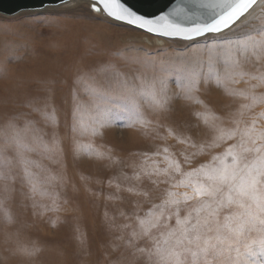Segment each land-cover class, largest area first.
I'll return each instance as SVG.
<instances>
[{
    "label": "rangeland",
    "instance_id": "374dc122",
    "mask_svg": "<svg viewBox=\"0 0 264 264\" xmlns=\"http://www.w3.org/2000/svg\"><path fill=\"white\" fill-rule=\"evenodd\" d=\"M262 19L264 7L231 30L184 40L115 21L93 11L89 0L0 14V171L6 177L0 178V264H151V242L132 235L140 231L136 217L155 211L169 190H191L171 187L180 175L162 183L168 177L148 176L144 170L166 168L168 156L179 161L182 171H191L237 142L209 147L219 128L235 127L232 116L251 103L241 93L257 82L236 75L217 84L209 72L223 68L210 65V48L242 38ZM242 63L249 72L260 67L254 58ZM182 68L202 71L191 92L176 73ZM89 77L116 93L125 79L137 89L155 79L158 99L167 102L161 108L137 95L144 122L126 126L130 113L115 110L93 134V122L104 114L88 90ZM255 93L264 94V86ZM37 109H54V122ZM262 110L264 103H258L244 119ZM10 124L29 129L24 142L34 150L23 156L32 161V179L48 195L33 193L25 164L9 142ZM34 135L42 138L40 143Z\"/></svg>",
    "mask_w": 264,
    "mask_h": 264
},
{
    "label": "snow or ice",
    "instance_id": "6c2138e0",
    "mask_svg": "<svg viewBox=\"0 0 264 264\" xmlns=\"http://www.w3.org/2000/svg\"><path fill=\"white\" fill-rule=\"evenodd\" d=\"M98 2L103 5L106 15L116 21L163 37L194 40L207 34L231 30L237 21L247 22L251 16L250 10L258 0H195L194 11L186 15L191 21L187 24L173 22L167 16L147 18L138 15L122 0ZM92 8L101 12L95 3ZM242 17L244 20H241ZM210 52L213 53L209 58L210 65L216 64L223 68L222 73L219 70L209 72L217 84L233 79L236 75L257 83L251 85L250 91L241 93L251 103L242 105L239 112L232 116L235 127L219 128L218 135L209 147H219L220 143L228 140L237 142L229 145L223 153L214 155L211 163L184 172L179 161L165 156L168 161L166 168L157 166L152 171L144 170L148 176L168 177L162 183L175 180V175H180L182 179L172 183L171 187L191 190L183 193L169 190L161 203L153 206L155 211L150 210L143 218L136 217L140 231H134L132 235L151 242V249L148 250L151 264H264V110L255 113L247 121L244 119L245 111L251 113L258 103H264V94L255 93L256 88L264 86V19L261 26H252L242 38L213 43ZM252 58L260 67H256L254 72L245 71L242 59L247 62ZM176 73L187 81L188 92L198 85L202 76V71L194 68L177 69ZM89 80L93 83L87 85L88 90L100 102L97 107L104 114V119L93 122V134L97 131L96 125L104 127L110 122L107 117L115 110L130 113L132 120L126 126L144 122L135 101L137 95L150 98L161 108L167 102L158 99L155 79L141 89L125 79L121 82L119 93L110 87L97 86L94 77H89ZM160 83L163 84V81ZM122 100L127 102L121 104ZM37 110L46 120L54 122V109L52 113ZM9 127L14 129L9 142L16 145L17 154L25 164V173L32 184L33 193L48 195L47 190L32 179L33 174L28 169L32 161L23 156L24 151L34 150L24 142L23 134L29 129L16 130L14 124ZM41 140L33 136L34 142L40 143ZM44 147L54 151L48 145ZM164 152L167 153L168 149L165 148ZM2 168L3 164H0ZM0 178H6L2 171ZM182 206L186 213L183 216ZM173 217L174 225L171 223ZM252 233H256L254 238ZM233 250L235 257L231 255ZM138 251L143 253L145 249L139 248Z\"/></svg>",
    "mask_w": 264,
    "mask_h": 264
},
{
    "label": "water",
    "instance_id": "95a60500",
    "mask_svg": "<svg viewBox=\"0 0 264 264\" xmlns=\"http://www.w3.org/2000/svg\"><path fill=\"white\" fill-rule=\"evenodd\" d=\"M69 1L71 0H0V14L12 16L23 11L43 10L46 7L57 6ZM93 2L97 7H100L101 11L106 15L102 4H100L98 0H93ZM122 2L138 15H143L147 18L167 16L169 20L173 22L184 24L191 22L186 18V15L195 9V0H122Z\"/></svg>",
    "mask_w": 264,
    "mask_h": 264
},
{
    "label": "bare ground",
    "instance_id": "6f19581e",
    "mask_svg": "<svg viewBox=\"0 0 264 264\" xmlns=\"http://www.w3.org/2000/svg\"><path fill=\"white\" fill-rule=\"evenodd\" d=\"M72 2L74 1V0H71ZM71 1H69V2H71ZM78 1V0H77ZM66 3H68V2H66ZM94 2H93V0H89V4H90V6H91V8H92V4H93ZM63 4H65V3H63ZM60 5H62V4H60ZM59 5V6H60ZM58 6V5H57ZM49 7H52V6H49ZM263 7H264V0H258V2H257V4L256 5H254V7H253V9L252 10H250V12H251V16L254 14V13H256V12H259L260 11V9H263ZM46 8H48V7H46ZM45 8V9H46ZM96 13H101L102 15H104V16H106L102 11L101 12H96ZM251 16H249L248 17V19L249 18H251ZM110 18V17H109ZM241 20H244V18L242 17L241 18ZM119 22V21H118ZM121 23H123V22H121ZM239 23H241V21H237V24H239ZM124 24H126V23H124ZM236 24V25H237ZM129 25V24H128ZM233 26H235V25H233ZM157 36V35H156ZM155 36V37H156ZM205 50H207V48L205 49ZM213 55V54H212ZM200 56V55H199ZM253 59V58H252ZM243 60V59H242ZM252 61V60H251ZM210 67V66H209ZM218 67V66H217ZM246 68H247V66H245ZM218 69V68H217ZM216 70V69H215ZM247 70V69H246ZM249 70V69H248ZM221 72V71H220ZM222 73V72H221ZM213 92V91H212ZM214 92H216V91H214ZM213 92V93H214ZM219 93V92H218ZM215 94V93H214ZM216 96H218L217 94H216ZM215 97V96H214ZM220 97V96H219ZM211 98V97H210ZM218 97H215V99H213V97H212V99L213 100H215L216 101V99H217ZM214 102V101H213ZM215 103V102H214ZM227 106H228V104H226ZM207 107H209V106H207Z\"/></svg>",
    "mask_w": 264,
    "mask_h": 264
}]
</instances>
